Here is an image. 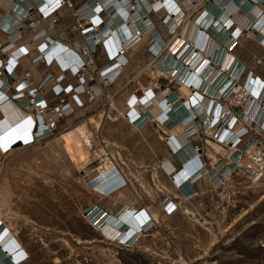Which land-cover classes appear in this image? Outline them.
<instances>
[{
  "label": "rangeland",
  "instance_id": "rangeland-1",
  "mask_svg": "<svg viewBox=\"0 0 264 264\" xmlns=\"http://www.w3.org/2000/svg\"><path fill=\"white\" fill-rule=\"evenodd\" d=\"M211 1L199 0L195 5L200 4V8L197 11L191 9L187 13L188 19L193 20L202 6ZM72 4L74 8L78 7L73 1ZM4 9V6H0V15ZM163 16L153 15L151 20L158 33L168 41L173 36L159 25ZM143 39L139 41L141 46L135 51L134 59L140 60L141 67L146 69L137 70L136 76L131 73L123 80L122 85L126 86L115 97V108L122 100L121 107L126 110L128 98L132 95L142 97L144 90L156 79L153 61L146 51L147 39ZM232 54L245 65L247 71L264 80V48L244 35ZM97 85L105 91L113 87ZM168 88L181 101V108L174 112L177 122L173 119L171 123H153L136 130L125 121L124 111L122 118L118 111L111 110L109 104H102L95 113L102 114L100 133L88 127L93 140V162L88 167L71 166L70 174H65L62 172L66 168L65 164L58 162L59 175L50 179L37 177V186L25 194L21 187L29 183L28 169L17 165L6 172L7 164L17 153L0 165V192L7 198L6 203H2L0 213L2 219L17 232L27 252L28 257L23 264H264V181L253 184L239 174H234L223 188L215 190L205 176L193 185L196 193L190 199L183 195L180 187L174 186L171 179L175 172L181 171V167L171 154L168 156L165 141L175 128L179 127L182 132L177 118L181 119L188 106L178 95L174 82ZM44 94L42 96L46 99ZM108 112L111 117H117L116 122L106 120ZM69 128L72 127L59 122L53 136L40 142L42 147L48 150L49 145L56 150V140ZM96 137L121 145L123 149H115L112 145L104 149L107 147V150L112 149L114 152L120 150L125 155L131 152L136 165H139L126 163L125 167L118 163L124 173L125 186L101 204V208L108 212L124 204L133 209L137 217L144 213L156 223L153 230L132 248L106 241L92 231L76 214L67 197L71 188L86 180L87 176L96 174L91 172L101 167L102 157H99L102 147L97 144ZM202 144L206 154L214 155L208 144ZM222 154H218V157ZM166 158L175 166L171 175H167L158 165ZM164 198L175 206V211L169 216L163 213L161 201Z\"/></svg>",
  "mask_w": 264,
  "mask_h": 264
},
{
  "label": "bare ground",
  "instance_id": "bare-ground-1",
  "mask_svg": "<svg viewBox=\"0 0 264 264\" xmlns=\"http://www.w3.org/2000/svg\"><path fill=\"white\" fill-rule=\"evenodd\" d=\"M197 2L199 0H134V2L132 0H122L121 2L120 0H104L103 4H98L96 0H85L83 3L84 8H82L79 16L82 17L85 12L92 14L93 11L97 12L103 8L106 10L109 16L108 33L106 34L109 41L104 39L103 41L105 42H103L102 48L110 57H113L114 51L122 46V40L128 41L126 44L132 43V38H128L130 35H135L136 32L142 34L149 29L152 34L157 33L159 35L160 43L164 42L163 37L158 33L151 20L153 15L164 14L159 20V25L165 28L168 34L173 37L166 43L164 42V49H160V44L155 43L153 50L155 52L160 51L155 60L156 63L180 85V94L183 97V101L187 100L195 107L196 104L201 106L202 103L193 96V89L199 90L200 88L204 92V98L201 93L197 94L201 97L203 104H207L208 107L211 105L212 107L217 103L213 96H220V93L215 90L219 89L221 83L222 85L223 83L225 85L229 84L225 80V76L238 69L239 77L243 70L246 69L245 65L232 54L239 39L246 35L264 48V0H212L211 3L202 6V10H199L196 17L190 20L187 13L191 9L197 11L200 8V4L195 5ZM36 5H40L39 0H37ZM96 12L92 16L94 22L98 23L100 18L96 19ZM146 13H150L151 16ZM145 15L148 18L147 24L142 25L139 19ZM230 25L235 26V28L229 30ZM143 36L141 40L150 37L149 34ZM174 40L176 41L175 43ZM54 42H52L51 47H45V61L48 65L55 64L62 72H65L71 66V58L73 57L71 48L77 47L80 50H87L86 45L75 41L70 43L69 53H64L63 47L65 45L55 46ZM137 44L128 49L124 56L118 58L119 62L116 64V70L123 62L126 63V66L122 69L121 75L113 82L114 88L118 90L117 92H120L126 86V84L122 85V82L131 73L137 75V70L146 69L141 67L140 60L134 59L135 51L141 46V42ZM88 46L89 49L94 50V41L89 40ZM30 63L31 65L37 64L32 61ZM248 72L247 70L245 71L246 77ZM106 73L109 74L108 71ZM157 75L159 76L158 73ZM246 77L241 84L235 85V93L238 99L242 97L240 90L243 88ZM249 84L250 92L253 96H258L262 90L261 97H264L263 79L253 75L249 79ZM116 93L113 95L108 93V95L112 99ZM151 95H146L142 107L138 103L135 104L132 107L133 112H138L140 108L145 114L144 117L149 114L156 116L159 112L158 105L163 98L160 99L155 97V95ZM191 96L192 98H190ZM151 97L153 99L148 102ZM209 98L214 100L212 104ZM174 101L172 100L171 103ZM122 104V100H119V108H115L114 103L110 105L111 110L118 111L120 117L123 115L122 111L127 112V109L124 110L121 107ZM178 107V105L174 106V111H178ZM192 114L195 115V111H192ZM98 118V120L93 117L88 119V127L95 130L97 134L102 129V114ZM177 119L180 120L179 118ZM106 120L113 123L117 121V117L113 118L107 115ZM38 121L40 122L41 120L38 119ZM174 122H177V120L174 119ZM36 126L37 119L34 118V114L22 111L12 101L5 107L0 106V162L3 158L7 159L12 154L16 155L17 153L14 159L9 163L7 162L6 172L15 169L17 165L28 169L30 173L27 172L29 183L27 185L23 184L21 187L25 194L32 190L33 186H37V177L42 176L50 179L52 176L59 175L56 166L58 162L64 163L66 166L62 172L70 174L71 166H82L87 163L86 159L91 156L92 140L89 137L90 133L86 132V128L79 126L73 131L62 133L56 140V150H53L49 145L47 146L48 150H46L45 147H42L41 141L37 140ZM169 136L175 138L172 146L175 154H170L177 163L184 166L183 171L181 173L175 172L174 178L171 180L175 187H180L183 195L187 196L194 191L192 185H190L191 181L199 182L203 174L208 177L210 185L215 181V176L221 175L227 181L234 177L233 168L216 160L212 153H209V155H212L214 160L213 169H208L200 174L194 173L199 168V163L192 159V151L188 146L186 136L182 132L180 133L179 127L175 128L173 132H169ZM100 142L118 148L122 147L106 138L100 139ZM207 144L214 154H227V151L224 152L218 145L208 141ZM189 158L192 159L193 165H188L186 169L185 166ZM131 163L136 165L135 160ZM158 165L167 175H171L175 169V166L167 158L159 162ZM136 166L139 165L137 164ZM112 174L115 175L111 171H102L93 176H87L86 180L83 179L76 187L71 188L67 192V197L76 214L82 218L92 231L99 234L106 241L116 242L118 245H120V242L124 244L122 247L132 248L145 237V234L153 230L156 223L150 215H145L144 213L139 215V217L132 216L135 211L124 204L117 205L112 212L101 208V204L105 199H111L120 190L117 188L121 184L120 182L112 184L110 180ZM197 178L199 179L197 180ZM185 180L188 181L184 185L182 183ZM190 198L188 197V199ZM6 200V195L0 192V208L3 202L6 203ZM170 203L172 202L169 199L164 202L168 208H171ZM23 204L24 202H22ZM187 213H189L188 210ZM147 217L151 219V222L145 224ZM153 217L156 219L155 215ZM24 222L26 223V220ZM27 257V252L19 240L17 232L12 229L7 221L2 219L0 213V264H23Z\"/></svg>",
  "mask_w": 264,
  "mask_h": 264
},
{
  "label": "built area",
  "instance_id": "built-area-1",
  "mask_svg": "<svg viewBox=\"0 0 264 264\" xmlns=\"http://www.w3.org/2000/svg\"><path fill=\"white\" fill-rule=\"evenodd\" d=\"M39 1L40 5L37 6V0H0V6L5 4L4 12L0 15V102L5 103L8 101V98L3 97V93H11L13 89L12 84L17 81L15 70L22 59H27L35 55L31 60L32 62L42 64L48 68L53 67L59 72L58 77H54L52 74L47 73L36 88L28 81V75H25L23 82L15 89L17 93L11 97V99L19 102L17 106L22 111L34 114V118L37 119L35 132L38 133V141L51 138L60 121L68 119L74 115L76 109H82L84 107V103L80 99L81 96H87L88 102L93 101L94 96L90 91L85 89L87 85L90 83H97L104 88L112 85L115 79L121 75L122 69L126 66V63L123 62L116 70V64L119 62L118 58L124 56L128 49L135 46L141 38L144 37L143 35L146 34L150 35V37L147 38L146 51L153 61L152 65L155 69L153 74L156 79L152 80L150 86L143 92L142 97H137L135 95L130 97L127 102V112L124 118L127 124L136 130H140L151 123L163 124L165 122H172L175 112L174 106H179L181 101L176 98L173 92H170L168 85L171 82L176 84L177 93L181 96L183 101V97L180 94V85L171 78V75L167 73V71H164L158 66L159 64H157L155 60L160 51L155 52L153 50L155 43L160 44V49H164L167 41L164 40L165 43H160L158 39L159 35L157 33L152 34L149 29L142 34L136 32L135 35H130L128 38H132V43L126 44L128 41L122 40V46L114 51L115 54L113 57H110L106 53L109 56L110 62L102 68H97L93 57L96 55L97 49L103 47V42H105L103 40L106 39L109 41L108 35H106L108 33L107 25L109 23V16L106 10L103 8L97 12L93 11V13L96 12V19L100 18V21L95 23L92 16L93 13L85 12L82 17L79 16L82 8H84V4L74 8L72 4L73 0ZM96 1L98 4H103L104 2V0ZM121 1L122 0H120V2ZM132 2H134V0H132ZM62 9L72 11L70 14V17L73 19L71 31L76 32L81 38L78 43L86 45L88 50V41L93 40L95 47L94 50L89 49L88 52L85 49L80 50L77 47L71 48L73 56L71 58L72 63L65 72L60 71L55 64L48 65L46 63L44 50L46 46L51 47L52 42L55 41L53 43L55 46L65 45L64 47L62 46L63 52L69 53L68 48H70V45L53 40L42 32L37 31L42 20L51 18ZM146 14L150 15V13ZM147 19L146 15L144 17L141 16L139 19L140 24H147ZM233 28H235V26L230 25L229 30ZM175 42L174 40V43ZM237 70L238 69L225 76V80L229 83L228 85L224 83L222 85L221 83L219 89L215 90L220 93L219 97L213 96V99L217 102L215 106L213 105L211 107L210 105L208 107L207 104L204 105L201 97L197 94L201 93L203 97L204 92L200 88L199 90L193 89V96L202 104L201 106L196 104L195 107L192 103L190 104L189 101H184L188 107L186 113L180 117L179 125L192 151V159H195V161L199 163V168L196 169L194 173L200 174L201 172L207 171L204 169V164H200L199 158L203 152L202 142L207 144L208 141L218 145L224 152L227 151V154L221 159H218V161L231 166L233 168V174H239L249 182L256 184L264 181V97H261L262 90L258 96H253L250 92L249 79H251L253 74L248 72L246 77V69H244L242 74L238 77L239 72ZM106 71H108L109 74L106 73ZM111 76L113 77L111 78ZM66 77L74 79L76 85L73 86L69 84L63 88H59L60 85L65 82ZM245 77V83L240 90L242 97L238 99L235 93V85L238 83L241 84ZM47 88L50 89L54 97L59 99L57 105L51 106L50 103L43 98L42 94ZM148 94H152L151 96L155 95V97H159L160 99L163 98L158 105L159 112L157 115L152 116V114L148 113L149 115L144 117L145 114L140 108L138 112H133L132 107L137 103L142 107L144 105L143 101H145L146 95ZM65 97H68L73 106H70L66 102ZM190 98H192V96ZM151 99L153 98H149L148 102ZM213 99L209 100L211 104L214 101ZM172 100L175 101L171 103ZM175 103L177 104L174 105ZM1 105L2 104H0V106ZM171 106H173V108H171ZM207 107L208 109H206ZM179 108H181V106L177 109ZM192 111H195V115L192 114ZM204 112H206V114H204ZM38 119L41 121L39 122ZM174 140L175 138L173 136H169L165 141L172 155L175 154L172 149ZM192 159L189 158L186 165L192 166ZM100 164V171L103 170V166L105 165H109L112 169L116 167L113 154L110 150L105 151ZM180 167L181 171L179 173L184 169L181 164ZM205 176L206 175L203 174L200 178L202 179ZM198 179L199 178H197V180ZM110 180L112 184L120 182L121 184L117 186L119 189L125 186L124 179L117 173H115V175L112 174ZM187 181L188 180H185L182 184L185 185ZM195 183L197 182L191 181L190 185L193 186ZM226 183L227 180L221 175H218L215 176V181L212 183L211 187L215 190H219L223 188ZM195 193L196 192L193 191L188 194L187 197H191ZM166 200L167 198H164L161 204L163 213L169 216L175 211V206L173 203H170L171 208L166 207L164 204ZM132 216L137 217L136 213H133ZM149 222H151V219L147 217L145 224ZM119 244L121 246L124 245L120 242Z\"/></svg>",
  "mask_w": 264,
  "mask_h": 264
},
{
  "label": "crops",
  "instance_id": "crops-1",
  "mask_svg": "<svg viewBox=\"0 0 264 264\" xmlns=\"http://www.w3.org/2000/svg\"><path fill=\"white\" fill-rule=\"evenodd\" d=\"M73 3H75V6H80L81 4L84 3V0H73ZM5 7V4L1 5ZM72 13V11L69 10H65L62 9L60 10L57 14H55L54 16H52L49 19H45L41 21L40 26L37 28L38 32H42L44 35L52 38L53 40L59 41L63 44H69L73 43L75 41H80V37L76 32H72L71 31V26L73 24V19L72 17H70V14ZM35 57V55L30 56L27 59H22L19 62V66L17 67V69L15 70V74L17 77V81H15L12 85H13V89L10 92H4L3 97L8 98L7 102H0V104H2L1 106L5 107V105H7L9 102H13L14 104H18L19 102L16 100L11 99L12 96H14L17 91L15 90L25 79V75H28V81H30L33 84V87L36 88L37 85L43 80V78L45 77V75L47 73L52 74L54 77H58L59 72L57 69L55 68H48L45 67L42 64H36V65H31V60ZM95 65L97 66V68H102L104 67L106 64H108L110 62L109 56L106 54V52L104 51L103 48H99V51L96 53V55L93 57ZM10 82V81H9ZM73 85L75 86V80L70 78V77H66V80L63 84L60 85L59 88H63L66 85ZM113 86V85H111ZM109 86V87H111ZM108 87V88H109ZM87 91H90V93L94 96V99L92 102H88L87 100V96H81L80 99L82 100V102L84 103V107L82 109H76L75 113L73 116L69 117L68 119H65L63 122L66 124V126H71L72 128H69L67 131H73L75 130V128L82 126L84 128H86V132H88V119L90 117L95 118L96 120H98V116L95 113H97L96 110H98L99 108L102 107V104H109L111 105L115 99V97L121 92H117L118 90L116 88H114V86L109 90L105 91V89H102L99 85L97 84H92V85H87L85 88ZM117 92V93H116ZM44 96L46 95V100H48L49 103H51L53 106L58 104L59 99L54 97L51 93L50 90H46V92H44ZM109 94H114L116 93L112 99L111 96L108 95ZM10 99V100H9ZM66 102L70 105L73 106L72 103L70 102V100L68 99V97H65ZM94 113V114H92ZM110 113L108 112L107 115H109ZM123 118V115H122ZM73 125V126H72ZM97 136V135H96ZM90 139L92 140V136L89 135ZM96 141L97 144H100L102 147V151L100 154L101 158L103 156V154L105 153V151H107V147L104 149L105 146H108L104 143H101L99 139H97L96 137ZM92 144H93V140H92ZM110 146V145H109ZM114 149V148H113ZM116 149V146H115ZM121 149V148H119ZM92 149L90 150V157L89 159L87 158L86 161L87 163H85L84 165H86L87 167L90 166L92 164V158H93V154H92ZM110 152L113 154V158L116 164V167L114 169L110 168L109 165L103 167L102 171H107V172H112V173H117L118 175H120L123 178V171L121 170V168L119 167L118 163H121V165L126 167V163L129 164L133 161L132 158V154H130L131 152H128L129 155H125L122 151H117L114 153V151H112V149L110 150ZM168 156L170 155V153H167ZM116 155V156H115ZM213 155V154H212ZM212 155L206 154L204 151L201 154V157L199 158V162L200 164H204V169L205 170H211L213 169V158ZM223 155V154H222ZM222 155H218L214 154V157H217L216 160L222 158ZM5 161V158H3L1 160V164ZM94 165V163H93ZM188 165H186V169ZM86 167V168H87ZM109 167V168H107ZM184 168V166H182ZM107 168V170H105ZM99 172H102L100 170H98ZM98 171H96L95 169L91 172V173H95ZM114 171V172H113ZM194 192L195 188L192 186ZM104 202V201H103ZM121 205V204H119ZM116 209V208H115ZM114 209V210H115Z\"/></svg>",
  "mask_w": 264,
  "mask_h": 264
}]
</instances>
